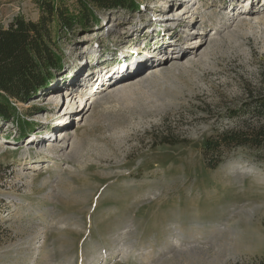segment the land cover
<instances>
[{"label": "rangeland", "instance_id": "374dc122", "mask_svg": "<svg viewBox=\"0 0 264 264\" xmlns=\"http://www.w3.org/2000/svg\"><path fill=\"white\" fill-rule=\"evenodd\" d=\"M165 1L63 33V68L20 103L31 108L29 132L0 122V264H257L264 256V160L236 147L210 168L203 155L207 136L258 123L228 114L264 95V0ZM194 2L195 21L176 26L175 10ZM40 14L39 0H0V25ZM160 61L165 73L151 78ZM134 76L148 77V94L128 103L98 97L80 122L70 107L68 134L78 140L68 157L55 153L47 140L63 128L65 96L85 87L93 96ZM55 91L63 97H48Z\"/></svg>", "mask_w": 264, "mask_h": 264}, {"label": "trees", "instance_id": "16d2710c", "mask_svg": "<svg viewBox=\"0 0 264 264\" xmlns=\"http://www.w3.org/2000/svg\"><path fill=\"white\" fill-rule=\"evenodd\" d=\"M144 1L39 0L41 14L37 20L16 15L7 25H0V122H16L22 135L29 132L26 118L32 115L31 108L23 109L20 103L35 99L54 79L53 72L63 68L58 45L63 33L88 32L100 25L103 14L139 12ZM229 112L231 118L249 115L258 123L245 121L239 127L207 136L203 142L206 164L216 168L236 147L250 148L264 160V95L251 94ZM257 264H264V256Z\"/></svg>", "mask_w": 264, "mask_h": 264}, {"label": "bare ground", "instance_id": "6f19581e", "mask_svg": "<svg viewBox=\"0 0 264 264\" xmlns=\"http://www.w3.org/2000/svg\"><path fill=\"white\" fill-rule=\"evenodd\" d=\"M161 1H162V4L163 5H166L167 2L165 0H161ZM194 4H195V2L192 3V4L185 3V5H183L180 8H177L175 10L176 13L180 10L181 12L179 14H181V16H183V17H177L176 18L177 14H176V16H172V17L169 16L168 14H170V13L167 11V8L166 9H163V10L161 9V12L166 10V12H164L167 15L166 18H172L173 21L176 18L177 19V22H178V23H176L177 24L176 26L180 25L181 22H185V21H188L187 23H192V22L195 21V18L197 16V14L200 13V12L196 11L193 8ZM168 9H169V7H168ZM164 17L165 16H162V14H161V16H159V19L162 20V18H164ZM168 20L169 19H167L166 22H169ZM201 20L207 21V16L204 15V14L201 15ZM114 23L117 25V22H114ZM197 41H198V39L197 40L190 39V41H189L190 42L189 44H191V45H192V43L195 42L194 46L192 47L193 50L198 49V48L201 47V43H197ZM172 45L174 47L177 44L175 43V44H172ZM187 46H190V45H187ZM177 47L182 52V56L185 54V52H187L186 50L183 49V47L180 48L179 45H177ZM177 47H174L172 49H177ZM205 55H206V53L198 54V55H196L198 58L195 59V60H201L203 57H205ZM140 58H134V59H132V63H136L137 64L138 62H140V63L143 62V60H142L143 58H141V60H140ZM168 58L169 57H167L166 60H168ZM164 62L163 61H160L155 66H152V68H151L152 71L150 72V74H151L150 77L151 78H153V77H156L157 78V76L159 75V72L161 74L165 73V72H163L162 70H160L158 68L155 69V67H159V66L163 65ZM98 77H100V76H98ZM147 79H148V77H139V76H134V77H131V78H127V79H125V80H123L121 82H118L115 85L113 84L112 86H109V87L105 88L104 91H102L101 93L93 94V96H91L86 91L85 88H87V87L81 88L80 91H77V92H75L73 94H69L68 96H65V98H67V99H66V109H65V112L62 115L63 118H61L60 120L59 119L56 120V121L60 122V124L63 125L62 126L63 128L61 129L60 135L58 137L56 136L54 139L47 140L48 142H50L49 144H51V142H53L54 147L55 146H59L58 148L55 149V153H59V152L61 153L62 152L63 153L62 156L68 157L69 154H66L65 153L66 152V149H68V147H69L70 144H71L70 146L76 144V142H77L76 140H78V134H77V132H75V134L73 136H70L68 134V132H69V126H70V123H71V121L69 120V116H68V115H70L69 112L71 111V109H69L70 107H73V105H75L76 107H80L81 105L84 104L83 102H84L85 98H87V100L85 102V105L84 106H81V109L78 111L77 114H75L76 116H74V118H73L74 120L77 119L78 122H80L81 120H83V118H85V120H87L88 118H86L85 115L89 111V109L92 107V104H93V100L94 99H96L98 97H102L103 98L105 95H107L109 93H112L113 96H115V97L117 96L116 98H118V101L126 102V103H128V102H136V100L138 98L137 95L138 96H140V95L143 96L146 93L147 94L149 93L148 91H145V89H144V88L147 87V85H146ZM100 84H101V82H100ZM149 91H150V89H149ZM62 93H63V91L51 92L48 95V97H54L57 94H60L63 97V94ZM88 94H89V96H88ZM77 102H80V103L77 105ZM54 103H55V105L58 104L56 101H54ZM42 114H44V113H42ZM45 114H46V112H45ZM33 143H36V144L40 145V144L45 143V141L41 140V141H37V142H33ZM34 168H37V167L34 166ZM122 246L124 248L123 254H127L128 253V249L124 245H122Z\"/></svg>", "mask_w": 264, "mask_h": 264}]
</instances>
